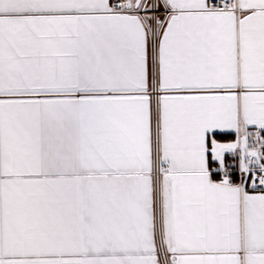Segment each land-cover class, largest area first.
Returning a JSON list of instances; mask_svg holds the SVG:
<instances>
[{"label": "snow or ice", "instance_id": "obj_1", "mask_svg": "<svg viewBox=\"0 0 264 264\" xmlns=\"http://www.w3.org/2000/svg\"><path fill=\"white\" fill-rule=\"evenodd\" d=\"M0 264H264V0H0Z\"/></svg>", "mask_w": 264, "mask_h": 264}]
</instances>
